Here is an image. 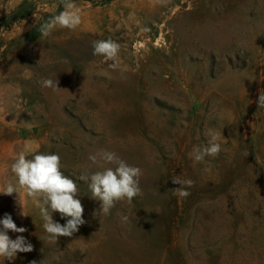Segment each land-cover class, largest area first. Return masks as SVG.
<instances>
[{
  "label": "rangeland",
  "instance_id": "rangeland-1",
  "mask_svg": "<svg viewBox=\"0 0 264 264\" xmlns=\"http://www.w3.org/2000/svg\"><path fill=\"white\" fill-rule=\"evenodd\" d=\"M74 2L81 25L43 37L61 0H0V187L21 150L55 153L86 221L49 242L34 200L22 215L18 194L0 193V219L27 229L8 235L33 245L0 264H264V0ZM108 37L115 66L93 55ZM210 132L221 151L195 162ZM101 149L142 170V195L106 215L79 180L101 170L89 160ZM174 176L194 181L188 197Z\"/></svg>",
  "mask_w": 264,
  "mask_h": 264
},
{
  "label": "clouds",
  "instance_id": "clouds-1",
  "mask_svg": "<svg viewBox=\"0 0 264 264\" xmlns=\"http://www.w3.org/2000/svg\"><path fill=\"white\" fill-rule=\"evenodd\" d=\"M63 10L59 14L51 16L40 24L38 31L43 37H47L57 28L75 30L82 23L81 8L74 0H61ZM147 30V29H146ZM93 55L100 56L104 62L111 61L115 66L121 49L120 43L108 37L95 40L92 43ZM41 85L53 90L59 88L57 81L45 78ZM258 108H264V91H260ZM210 139L204 146H197L189 153L195 162H201L205 157H216L221 151L218 142L220 136L214 132L209 133ZM247 155V153H245ZM31 157V158H29ZM89 160L99 164L101 170L81 174L79 180L87 184L91 198L100 201V213L109 214L117 202L127 201L131 204L133 199L142 195L139 186V178L142 170L139 167L129 165L115 152L101 149L90 155ZM112 165V166H105ZM61 158L57 154L41 153L33 149L21 150L13 156L10 165L12 179L0 187V193L12 195L18 194V203L24 213V197L33 199L39 207V215L43 221V229L49 242L58 241L59 237H72L79 227L86 223L83 218L84 207L77 198L80 193L78 184L61 170ZM175 188L174 194L180 198L190 195L187 188L194 185L191 179H183L180 176L172 178ZM58 212L61 218H67L65 224L53 220V213ZM128 217H122L127 221ZM0 258L14 261L18 253L33 251V245L23 235L15 239L10 238L8 232L24 233L27 229L18 227L11 215L6 214L0 219ZM35 264V262H33Z\"/></svg>",
  "mask_w": 264,
  "mask_h": 264
}]
</instances>
